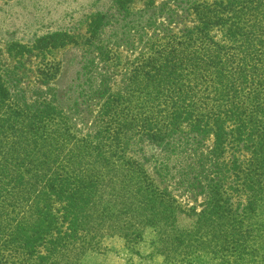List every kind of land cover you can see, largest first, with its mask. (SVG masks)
I'll return each instance as SVG.
<instances>
[{
  "label": "trees",
  "instance_id": "1",
  "mask_svg": "<svg viewBox=\"0 0 264 264\" xmlns=\"http://www.w3.org/2000/svg\"><path fill=\"white\" fill-rule=\"evenodd\" d=\"M131 2L90 12L79 41L6 45L40 54L44 82L61 71L46 54L77 48L78 97L27 101L0 60V264H85L115 235L166 264H264V0Z\"/></svg>",
  "mask_w": 264,
  "mask_h": 264
},
{
  "label": "rangeland",
  "instance_id": "2",
  "mask_svg": "<svg viewBox=\"0 0 264 264\" xmlns=\"http://www.w3.org/2000/svg\"><path fill=\"white\" fill-rule=\"evenodd\" d=\"M108 0H0V60L4 68L12 78L13 89H20L27 101L34 100L38 95L46 94L51 89L63 90L62 94H68L69 103L72 102L78 92L69 85L74 76V61L77 56V48L71 44L52 49L46 54L45 60L58 62L60 73L57 80L44 82L39 74L41 56L37 53L14 56L7 51L6 45L11 40L27 42L34 36L44 34L56 29H68L78 38L82 39L85 34L86 16L96 8H104ZM162 0H156V3ZM146 0H132L130 7L133 11L145 6ZM122 60L130 57L123 49L119 50ZM112 76V88L118 89L121 84V66L115 67ZM57 83H54V82ZM65 88V89H64ZM60 106H65V99L59 98ZM99 103L89 107L83 114H76L79 121L77 129L82 132L93 130V121ZM84 118L85 125L80 123ZM210 140L207 141V144ZM179 195L178 200L187 206H196L198 210L203 197L197 196L196 201L190 199L187 194ZM85 264H166L162 257L155 254L153 246L148 239L143 242L131 244L120 236L105 237L99 248L88 252L84 257Z\"/></svg>",
  "mask_w": 264,
  "mask_h": 264
}]
</instances>
